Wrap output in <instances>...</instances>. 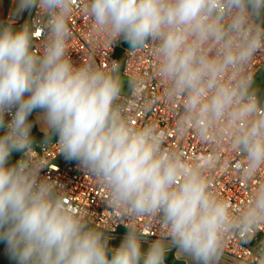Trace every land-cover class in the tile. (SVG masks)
I'll return each instance as SVG.
<instances>
[{"label": "clouds", "instance_id": "1", "mask_svg": "<svg viewBox=\"0 0 264 264\" xmlns=\"http://www.w3.org/2000/svg\"><path fill=\"white\" fill-rule=\"evenodd\" d=\"M86 2V14L111 45L124 40L131 50L153 47L165 94L182 108L177 133L222 138L226 128L250 182L264 167V95L246 74L264 46V0ZM73 7L74 0H13L7 23L0 24V243L10 261L165 264L175 247L194 264H221L229 237L242 246L264 225V184L233 208L205 175L214 154L189 161L165 147V132L133 126L118 104L120 62L74 66L67 48ZM26 11L29 19L15 28ZM138 87L132 78L129 88ZM33 112L45 133L43 148L58 137V154L78 161L105 188L110 206L133 222L156 219L164 234L142 250L145 233L127 224L119 247L110 249V238L69 206L62 186L40 177L45 164L30 155ZM13 152L23 156L10 164ZM255 253L264 264V241Z\"/></svg>", "mask_w": 264, "mask_h": 264}, {"label": "built area", "instance_id": "2", "mask_svg": "<svg viewBox=\"0 0 264 264\" xmlns=\"http://www.w3.org/2000/svg\"><path fill=\"white\" fill-rule=\"evenodd\" d=\"M86 7V0H74L72 14L68 18L74 35L67 42V48L74 66L94 61L100 67H108L111 61H119L123 87L118 104L122 106L124 114L130 118L133 126L152 125L165 132L167 134L165 147L179 150L189 161L193 157L203 160L204 157L214 154L217 159L205 173L209 186L218 197L229 202L233 208L245 205L257 186L264 184V167L258 169L250 182L243 178L240 171L245 167L243 158L233 149L226 128L223 129L222 138L211 134L201 138L195 131L178 134L176 123L182 115V108L179 103L171 102L165 94L166 84L158 73V57L153 47L148 45L142 50H131L124 40L111 45L107 36L96 29L91 18L86 14ZM37 12V9L31 11L32 19L36 18ZM29 17L30 14L27 12L21 21L14 24V27L20 28ZM36 33L34 39L39 43L43 33L41 37ZM34 51L37 54L42 51L39 44ZM118 52H121L119 56ZM263 70L264 46L252 59L246 74L255 81ZM132 78L139 81V87L135 90L129 88V81ZM5 119L9 120L10 117L6 114ZM1 132L3 133L2 130ZM57 140L58 137L54 136L53 143L45 148H43L44 140L40 141L37 145H33L34 151L30 155L38 157L45 164L40 177L48 178L62 186L67 193L66 201L77 214L102 230L104 235L110 238L109 240L124 239L128 232L127 224L133 223L145 233L141 238L143 241L152 243L164 234V226L152 217H141L133 222L121 216V210L109 205L105 188L89 176L78 161L58 154L55 145ZM22 156L23 153L18 152L16 162ZM261 241H264V225H261L252 241L242 246H238V242L229 237L223 258L237 264H258L255 249Z\"/></svg>", "mask_w": 264, "mask_h": 264}, {"label": "crops", "instance_id": "3", "mask_svg": "<svg viewBox=\"0 0 264 264\" xmlns=\"http://www.w3.org/2000/svg\"><path fill=\"white\" fill-rule=\"evenodd\" d=\"M12 8H13V0H0V23H7L8 17H9L10 12L12 11ZM26 14H27V11L24 12L23 15L17 19L16 23L21 21L25 17ZM37 114H38V112H36L34 114V116H35L36 123H37V126H38L39 122L37 121ZM38 129H39L40 132L44 133L42 131L41 127H38ZM2 134L3 133L0 130V135H2ZM121 239H123V238H114L112 240H109V242L115 241L118 245H120L121 244ZM147 243L149 245L151 244L149 242H147ZM109 246H110V249L114 248V247L111 246V244H109ZM172 249L174 250L175 256L178 259L184 261L185 264H194V262L190 261L189 258L183 257L180 253H178V251H177V249L175 247H172L170 250H172ZM0 264H13V262L10 261L8 255L5 252V247H4V249L2 250V252L0 254ZM221 264H237V263L231 262V261L223 258Z\"/></svg>", "mask_w": 264, "mask_h": 264}, {"label": "trees", "instance_id": "4", "mask_svg": "<svg viewBox=\"0 0 264 264\" xmlns=\"http://www.w3.org/2000/svg\"><path fill=\"white\" fill-rule=\"evenodd\" d=\"M121 52H118V56ZM264 71V70H263ZM120 75H121V70H120ZM258 92L261 95H264V84L261 86V88L258 90ZM36 112H33V114L29 117V120L31 122H33V128L31 131V134L34 138V145H37L40 141L45 139V134L40 132L36 123V119H35V114ZM54 137V136H53ZM52 137V138H53ZM17 156H18V152H13L11 157H10V164H14L17 160ZM4 249V245L2 243H0V254L2 252V250ZM165 264H185L184 261L178 259L175 256L174 250H169L166 255H165Z\"/></svg>", "mask_w": 264, "mask_h": 264}, {"label": "rangeland", "instance_id": "5", "mask_svg": "<svg viewBox=\"0 0 264 264\" xmlns=\"http://www.w3.org/2000/svg\"><path fill=\"white\" fill-rule=\"evenodd\" d=\"M120 77H121V80H123V77L121 75H120ZM263 84H264V71H262L260 73V75L255 79L254 87L257 90H259ZM37 117H38V114H37ZM37 121H38V119H37ZM38 127H41V128L43 127L40 122H39ZM122 240L123 239H121V242H122ZM141 241H142V243H141L142 250H147V248L149 247V244L146 241H143V240H141ZM109 244H111V246L114 248L119 247V245L115 241H111V242H109ZM109 248H110V246H109Z\"/></svg>", "mask_w": 264, "mask_h": 264}, {"label": "snow or ice", "instance_id": "6", "mask_svg": "<svg viewBox=\"0 0 264 264\" xmlns=\"http://www.w3.org/2000/svg\"><path fill=\"white\" fill-rule=\"evenodd\" d=\"M36 34H37L38 36L41 35V33H39V32H37Z\"/></svg>", "mask_w": 264, "mask_h": 264}]
</instances>
